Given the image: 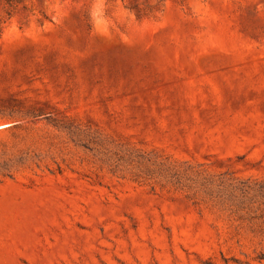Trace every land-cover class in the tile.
Masks as SVG:
<instances>
[{
    "label": "rangeland",
    "instance_id": "rangeland-1",
    "mask_svg": "<svg viewBox=\"0 0 264 264\" xmlns=\"http://www.w3.org/2000/svg\"><path fill=\"white\" fill-rule=\"evenodd\" d=\"M0 264H264V0H0Z\"/></svg>",
    "mask_w": 264,
    "mask_h": 264
}]
</instances>
